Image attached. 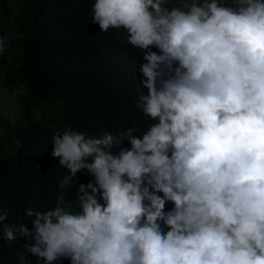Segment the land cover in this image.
<instances>
[{"label":"clouds","instance_id":"9594fccd","mask_svg":"<svg viewBox=\"0 0 264 264\" xmlns=\"http://www.w3.org/2000/svg\"><path fill=\"white\" fill-rule=\"evenodd\" d=\"M91 12L143 53L136 108L152 122L120 134L130 147L115 154L110 133L55 134L58 187L75 181L79 211L61 193L3 238L30 237L38 264H264V0H94ZM82 170L94 183L77 185Z\"/></svg>","mask_w":264,"mask_h":264},{"label":"trees","instance_id":"16d2710c","mask_svg":"<svg viewBox=\"0 0 264 264\" xmlns=\"http://www.w3.org/2000/svg\"><path fill=\"white\" fill-rule=\"evenodd\" d=\"M93 2L0 0V90H21L17 120L0 117V209L8 212L0 225V264H38L25 249L30 237L3 238L4 225L23 223L31 230L26 209H53L63 193L69 210L79 211L75 181L68 189L58 187L67 172L51 155L55 134L110 133L115 154L130 147L120 134L136 128L139 136L152 122L136 108L141 91L147 94L140 86L143 53L127 43L122 29L100 32L92 23ZM88 182L94 177L86 170L77 174V185Z\"/></svg>","mask_w":264,"mask_h":264},{"label":"rangeland","instance_id":"374dc122","mask_svg":"<svg viewBox=\"0 0 264 264\" xmlns=\"http://www.w3.org/2000/svg\"><path fill=\"white\" fill-rule=\"evenodd\" d=\"M21 94L20 89L12 92L0 90V117L10 121H16L19 115L18 97Z\"/></svg>","mask_w":264,"mask_h":264}]
</instances>
